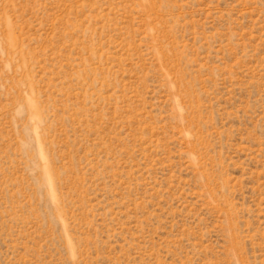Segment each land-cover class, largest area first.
Returning <instances> with one entry per match:
<instances>
[{"label":"rangeland","instance_id":"374dc122","mask_svg":"<svg viewBox=\"0 0 264 264\" xmlns=\"http://www.w3.org/2000/svg\"><path fill=\"white\" fill-rule=\"evenodd\" d=\"M0 264H264V0H0Z\"/></svg>","mask_w":264,"mask_h":264}]
</instances>
